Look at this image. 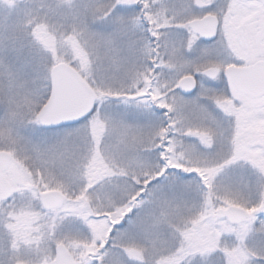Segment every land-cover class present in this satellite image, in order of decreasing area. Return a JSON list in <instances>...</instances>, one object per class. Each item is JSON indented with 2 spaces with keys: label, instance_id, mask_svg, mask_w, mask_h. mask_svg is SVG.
<instances>
[{
  "label": "snow or ice",
  "instance_id": "snow-or-ice-1",
  "mask_svg": "<svg viewBox=\"0 0 264 264\" xmlns=\"http://www.w3.org/2000/svg\"><path fill=\"white\" fill-rule=\"evenodd\" d=\"M0 264H264V0H0Z\"/></svg>",
  "mask_w": 264,
  "mask_h": 264
}]
</instances>
